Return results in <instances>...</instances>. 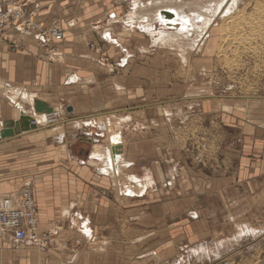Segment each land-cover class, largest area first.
Returning a JSON list of instances; mask_svg holds the SVG:
<instances>
[{"label": "rangeland", "instance_id": "obj_1", "mask_svg": "<svg viewBox=\"0 0 264 264\" xmlns=\"http://www.w3.org/2000/svg\"><path fill=\"white\" fill-rule=\"evenodd\" d=\"M18 1L19 5L26 7L33 21L43 24L46 28L61 27L64 33L68 34L69 41L75 37L73 26L79 25L78 27L84 28L85 35L91 34L95 41H99L91 43L94 48H102L104 52L113 48V60H118L128 52L127 47L123 45V48L116 44L110 47L105 39V30L109 25L108 29H113L117 36L128 27L124 21L112 22L110 18L115 19V15L118 20L122 18L133 8L134 0ZM194 1L196 2L192 0ZM205 1L211 0L203 2ZM142 2L149 8L143 7L140 14H147L150 18L155 9L162 8L151 7V0ZM175 2H178V5L180 3L181 9L184 8L185 11L191 0ZM238 9H242V14L251 19L249 26H244L243 31V24L238 20V23L233 24L235 27L230 33L226 34L228 42H222L218 35V26L220 27L224 22L222 20L227 18H219L214 26L212 41L208 39L202 48L199 47V51L194 50L196 48L187 50L186 56L189 60L187 59L188 64L185 65L180 60V53L151 46L147 35L136 31L126 32L125 37L118 36L120 44L142 40L143 51L150 50L152 54L156 52L164 57L171 56L174 73L178 72L176 79H179L174 80L179 85L176 90L180 91H177L178 96L173 99L177 102L181 100L178 102L181 105L172 111L163 110V116L167 117L165 122L169 137H162L161 144L166 149L162 148L161 154L153 159L156 163L154 166L157 165L160 173L164 174L158 192L165 197L145 203L138 202L140 200H126L117 206V210L112 205L114 210L109 213L114 217L118 215L119 221L108 227L101 226L102 229L97 231L99 236L105 232L104 243H89L82 238L84 236L77 228H48L44 230L52 231L53 235L50 238L51 244L45 251L34 246L26 249L21 246L13 248L15 253L30 252L33 264H39L40 258L41 264H66L63 259H68V256H65L67 252L78 247L79 259L75 260L74 264H264V193L261 192V188H264V175L260 176L257 170V160L253 161L255 164L245 165L243 159L247 155H242L245 140L243 129L237 123L238 116L236 121L227 120V116H220L246 114L247 124H261H255L257 120L254 118L251 120L249 111L258 108L259 102L264 100V0H243ZM13 31L17 33L16 29L9 30L10 33ZM80 34L84 35L83 29ZM243 34L247 38L240 40L244 37ZM20 35L33 41L32 33L23 31ZM131 43L130 46L135 47L134 43ZM9 45L8 42V47ZM91 49L93 50L92 47ZM103 58L108 57L102 56L96 63L110 69L113 62L108 58L111 62V65H108ZM163 59L164 66L171 63V60L166 61L168 58ZM5 82L7 81H0L1 95L7 89ZM166 85L167 82L165 87ZM168 86L171 87V83ZM1 98L5 99L10 108H15V104H9L6 95ZM16 102H21V99ZM24 106L26 109L30 108L32 114V105L26 102ZM71 120L73 119L67 121ZM45 126L43 121L41 129H45ZM101 134L102 132L98 135ZM43 136L44 133L34 138L41 139ZM77 141L71 140L69 150L73 155L85 160L86 151H81L85 146ZM94 145L93 141L90 146ZM255 153L256 151L251 152L249 158L257 159ZM173 157L178 169L175 165L167 163ZM174 169H177L174 174H178L177 178L174 176V179L170 180V172L174 173ZM167 181L173 182L172 190L163 187L164 183L167 186ZM181 184L186 185L182 190L179 188ZM192 211L199 214L198 219H192ZM151 212L154 220L152 217L149 219ZM241 227H250L254 231L250 233L251 231L245 230L246 232L240 235L237 232ZM61 234L64 240L60 238ZM3 238L10 239L14 245L10 236L4 235ZM56 247L58 249L55 251Z\"/></svg>", "mask_w": 264, "mask_h": 264}, {"label": "crops", "instance_id": "obj_2", "mask_svg": "<svg viewBox=\"0 0 264 264\" xmlns=\"http://www.w3.org/2000/svg\"><path fill=\"white\" fill-rule=\"evenodd\" d=\"M140 1L142 0H134V6L131 10H128L119 20L117 15H115V19L111 17V21H125L127 13L141 7ZM162 8L166 9L165 7ZM162 8L157 9L152 16L155 18V28L163 27L158 23V17H156ZM181 8L171 9L177 11L182 20L188 22L185 23L186 32H181L182 34L178 33L179 31L175 32L187 38L193 32L191 25L195 23L197 27L200 26L203 16L199 15L198 12L197 15L185 13L186 10L184 11V8L183 10ZM110 16L114 15L110 14ZM123 23H127L128 27L117 36L113 29H108L109 25H107L106 30L104 29L105 35L111 36V42L116 40L120 45L118 47L123 48L124 46L128 49L125 56L118 60H113V55H111L113 48L105 52L102 48L97 47L92 50L90 46L99 43V41H95L91 34L85 35L84 28L78 27L79 25L73 26L75 37L72 41H69L68 34L64 33V40L57 45L60 55L53 57L48 56L38 48L34 35H32L33 41L20 35L19 27L12 28L16 29L17 33L15 31L10 33L8 30L4 36L0 37V81H7L5 82V88L7 89L2 95L0 94V121L19 119L21 113L18 109L19 103L16 101L21 99L23 102V93L25 92L31 94V105H33V98H41L56 107L71 105L76 109L75 115L69 116V119H73L71 120L73 123H70V125L56 126L48 130H40L39 127L40 133L35 135L38 137L44 133L41 139L34 138L36 137L33 134L34 131L9 140H0V199L4 195L14 194L29 182L34 188L41 228L43 230L48 228L59 229L69 226L71 229L77 228V231L82 233V223L89 219V226L93 232L92 239L86 238L83 233L81 234L84 236L82 238L89 241V243H91L90 241L104 243L106 240L105 232H101L102 235L99 236L97 231L101 226L102 228L104 225L108 227V225H114L119 221L118 215L114 217L109 213L114 210V208H111L112 205L117 210V206L126 200H140L138 202L145 203L165 197L158 192L164 174L160 173V168H157V165L154 166L156 163L153 162V159L161 154L162 148H165L161 144L162 137H167V139L169 137L166 132L167 124L165 120L167 117L163 116V110L169 109L172 111L173 108L181 105L178 103L181 100L177 102L173 99L178 96L177 91L179 92L180 89L176 90L179 85L175 83L174 79H176L178 72L174 73V62L170 59L172 57L166 55L164 57L160 53L156 54V50L153 51L155 52L153 54L149 51V53L143 51L142 40L131 41L132 43H130H134L135 47L130 46V43L120 44L118 36L125 37L126 32L137 31L147 35L139 29H132L129 26L131 25L129 21ZM163 28L167 29L166 27ZM82 29L84 35L80 34ZM147 37L151 46H157L156 44L153 45L151 37L148 35ZM122 41L124 42L123 38ZM8 42L11 45L9 47ZM111 42L107 41L110 47L112 44L114 45ZM170 51L174 52L171 49ZM102 56L108 57L113 62L110 69L103 68L96 63ZM124 58H127L126 64L122 62ZM163 58H168L166 61L171 60V63L164 66ZM72 76L80 78V81L68 83ZM165 82H167L166 87ZM170 83L171 87L168 86ZM10 91L18 92L17 100H13ZM3 95H6L9 104H15V108H10L5 99L1 98ZM28 109L30 110L28 114L34 116L35 112L33 111L31 114V109ZM104 113L108 116L112 115L107 120L113 124L116 123L117 134L124 144L125 152L122 155L125 164L123 162L121 165L128 167L126 173L142 180H145V175H148L155 183L153 189L151 188L153 186L146 185L142 193L134 194L130 193L128 187L122 193L124 189L121 190L116 184L114 171L111 173L105 169L106 166L110 167L107 160L108 156L102 157L101 162L105 161L104 164H101L103 167L97 168L89 164L88 160L93 157L92 153L95 146L99 145V148L106 149L109 145L106 140L108 135L98 123L99 114ZM249 113H251V120L252 118L257 120L255 124L260 122L261 124H257V126L247 124L248 116L246 114H243V116L241 114H220V116H227V120L234 121L238 116L239 121L237 123L243 129L242 134L245 140L242 155H247L243 160L246 163L245 165L255 164L253 161L257 160V170L262 176L264 175V100L259 102L258 108L255 107ZM153 130L157 132H153ZM162 130H165L166 133ZM99 131L104 135L100 144L95 143L94 146H90L87 142L82 141L85 138L97 140L98 134L101 133ZM83 133H86L85 137H82ZM72 134H78L81 138H74ZM73 139L84 144L85 147H82L81 151L82 153L86 151L87 157L85 160L73 155L69 150ZM253 151H256L257 159L249 158L250 153ZM252 155L254 156V154ZM23 157L25 158L22 159ZM167 163L171 166L175 165L174 167L177 168L178 164L176 165L177 162L174 157L172 160H168ZM177 169H174V173L170 172V180L174 179ZM185 186L181 184L179 188L182 190V187ZM163 187H169L168 189L172 190L174 184L172 181H167V186L164 183ZM179 188L178 191H180ZM261 189V192L264 193V188ZM157 193L159 195H156ZM193 214H196L197 217H193ZM149 215L150 220L151 217L152 220L155 219L152 212ZM190 216L192 219H198L199 214L192 211ZM112 234L115 236L114 232ZM62 236L61 234L60 238L64 240ZM9 240L8 238H2L0 241V264H33L30 252L25 251L27 254L24 251L15 253L14 246L11 244L12 241ZM27 247L26 245L22 246L24 249ZM57 249L56 247L54 250ZM79 250L78 247L72 249L69 253L67 252L65 256H68V259H63V262L74 264V261L79 259ZM58 256L62 259L60 254ZM41 261L42 258L39 259V264H41Z\"/></svg>", "mask_w": 264, "mask_h": 264}, {"label": "bare ground", "instance_id": "obj_3", "mask_svg": "<svg viewBox=\"0 0 264 264\" xmlns=\"http://www.w3.org/2000/svg\"><path fill=\"white\" fill-rule=\"evenodd\" d=\"M175 1L176 0H151V2H152L151 7H153V6L154 7H165L166 9H168V8H176V9L181 8L182 5H180V3L178 5L177 4L178 2H175ZM199 1H201V2H197V0H196L197 3L195 1H194L195 2L194 3L191 0L190 4L187 5L188 11L186 10L185 13H193L194 15H197L196 13L198 12V13H200L199 15L203 16L202 17L203 20H202L201 25L198 27H197V25H193V24L191 25L192 30H193V32L191 34L192 37H190V35H189V37L188 36H187V38L185 37L186 39L181 36V34H182L181 32H184V31L186 32L185 26L188 23L187 21L182 20L180 18V16H178V14H177V19H176L177 22L183 23V30L181 32L180 31L178 32V33H181L180 35L178 33H176L175 31H172L170 29H165L163 27L155 28V23H154L155 18L154 17H152L153 18L152 19V18L148 17L147 14H145V15L140 14V12L143 11V9L141 7L149 8L146 5L143 6L144 3H141V1H140L141 7H139V9H133L132 11L127 13V15H126L127 19H125V21L130 22L131 25H129V26H131L132 29H139V30L145 32L149 37H151V39L153 40L152 41L153 45L156 44L157 46H159L161 48L168 49V50L171 49V50L176 51L177 53H180V60L185 65V64H188L187 61L189 60L188 57L186 56L187 50H189V49L192 50L193 48H196L194 50L199 51V47L202 48L203 45L206 44V42H208V39H210V41H212V38L214 37V30H215L214 26H215V23H217V21H219V18L220 19L221 18L222 19H225V18L229 19L228 21H226L227 19L222 20V21H224L223 24H220V27L218 26V29H219L218 35H219V37L222 38V42H228L226 34L230 33L229 31L233 27H235L234 26L235 22H237L239 20V22L241 24H243L242 30L244 31L245 28H243V27L249 26V24H250L249 21L251 20L249 18H248L249 20L247 19L248 15L246 16V14H242V11H243L242 9L241 10L238 9L239 4L243 0H211L209 2H206V1L203 2L204 0H199ZM202 4H203V6H202ZM157 9H161V8H157ZM157 9H155V11ZM145 10H148V9H145ZM149 14H150V11H149ZM178 19H180V20H178ZM229 27H230V29H229ZM236 27H237V24H236ZM167 30H169V31H167ZM210 34H211V37H210ZM231 34H233V32ZM232 37H234V34L232 35ZM245 38H247L246 35H244V37L242 36V38H240V40L245 39ZM231 39H233V38H231ZM220 49H221V46H220ZM23 94H24L23 102H27V103L29 102L30 103L31 102V99H30L31 94L26 93V92ZM10 95L13 98V100H17V98L19 96L17 91H15V92L10 91ZM23 102L22 101L17 102V103H19V106H18L19 112L22 113L23 111L24 112L26 111L25 115L26 114L29 115L28 113H30V110L26 109V107L24 106L25 103H23ZM111 114H113V113H111ZM29 116H31V115H29ZM95 116H96V114H95ZM31 117L35 118L34 116H31ZM45 117H46V121H47L48 115H45ZM110 117H112V115L108 116L106 114H99V116H98V121H99L98 123L102 127L101 129H103V131H105V133L108 135V137H107L108 139H106V140L109 142V145L107 146L106 149L105 148H99L98 147L99 145L95 146L93 149V153H92L93 157H91L88 160L89 164H91L92 166L97 167V168L103 167L101 164H104L105 161L103 159L104 162L103 163L101 162L102 157L108 156L109 158L107 157V160L109 162L110 167L106 166L105 169H107L108 172L110 171L111 173H113V171H114L113 175L116 174V176H114V179H116L115 180L116 184L119 186V188L121 190H122V188L124 189L122 193H124V191L126 189H128V187L130 188V191H131L130 193H134V194L142 193L144 191V187H146V185L149 187L153 186L151 188H154L155 183L151 180V178H149L148 175H145V180H142L141 178H138L136 176H130L129 174L126 173V170L128 167L126 165L125 166L121 165V164H123V162L125 164V160L123 159L124 157L122 155L125 152L124 144H123L121 138L119 137V135L117 134L118 128L116 127L117 126L116 123L114 122V124H113L111 121L107 120V118H110ZM42 118H43V116L38 117L39 120L40 119L42 120ZM68 119L69 118L66 117L63 122L64 123H66V122L70 123V121H67ZM46 121H44V123L46 125L45 129H47V130L49 128L51 129V127L47 126ZM42 122L38 123V129H39V127L41 129ZM61 125L62 124H59L57 126H61ZM0 127H2V125H0ZM55 127H53V128H55ZM1 129L2 128H0V130ZM45 129L42 128L41 130H45ZM120 130H121V128H120ZM30 132L33 133L34 131H30ZM30 132H26V133H30ZM35 132H37V133H35ZM35 132L33 133L34 135L39 134L40 130L35 131ZM117 146H118V148H117ZM118 150H119V153H117ZM245 230H247V232L251 231L250 233H252V231H254V230L250 229V227H249V229H248V227L247 228L241 227L237 233H239L241 235L242 233L246 232ZM3 236L4 235H2V238H3ZM201 248H203V247H201ZM198 252H200V251L198 250ZM200 254H201V252H200ZM222 264H230V263L223 262Z\"/></svg>", "mask_w": 264, "mask_h": 264}, {"label": "built area", "instance_id": "obj_4", "mask_svg": "<svg viewBox=\"0 0 264 264\" xmlns=\"http://www.w3.org/2000/svg\"><path fill=\"white\" fill-rule=\"evenodd\" d=\"M19 3L18 0H0V37L4 36L8 30L19 27L22 29L21 32L26 31L35 36L37 46L41 51L50 57L59 56L57 45L64 40V30L59 26L46 28L43 24L33 21L29 17L26 7ZM91 47L94 48V45ZM102 60L111 65L108 58ZM47 115L48 120L46 121L45 117L44 121L51 128L59 124L70 125L73 123L72 121L70 123L63 122L66 117L69 118L63 107H55L54 113ZM34 117L32 123L38 125L36 115ZM85 135L86 133L82 137ZM72 137L81 138L78 134H72ZM2 235L10 236L14 242L18 241V244L13 242V246L17 248L26 245L45 251L51 244L50 238L53 233L50 230L42 231L34 188L31 183L24 184L14 194L4 195L0 199V241Z\"/></svg>", "mask_w": 264, "mask_h": 264}, {"label": "water", "instance_id": "obj_5", "mask_svg": "<svg viewBox=\"0 0 264 264\" xmlns=\"http://www.w3.org/2000/svg\"><path fill=\"white\" fill-rule=\"evenodd\" d=\"M156 17H158L157 18L158 23L161 26L166 27L167 29H170L172 31H180V32L183 30V23L177 22V20H176L177 19V12L174 9H171V8L162 9L158 12ZM105 39L106 40L108 39L109 42H111V36L105 35ZM112 42L114 44H116L117 46H120L116 40H112ZM124 52H126V50H124ZM126 61H127V58H124L122 60V62L124 64H126ZM192 73L194 74V72H192ZM79 81H80V78H78L76 76H72V77H70L68 83H70V82L77 83ZM16 106H18V105L16 104ZM55 107H56L55 105L53 106L41 98L40 99L34 98L32 109L35 112L36 121L39 123L44 121L45 115L53 114L55 111ZM63 108H64V110L68 116H74L76 113V109L74 107H72L71 105H69V106L64 105ZM40 116H43L42 120L38 119V117H40ZM32 122H33L32 117L27 115V114L25 115L24 111L21 113V116L18 120L11 119V120L0 121V125H2V129L0 130V139L2 141H5V140L12 139L16 136H22L26 132L38 130V125L33 124ZM102 138H104V135L101 134V135H99L97 140H91V139L85 138L82 141L87 142L89 145H93V141L96 144H100L102 141ZM117 148H118V146H117ZM117 153H119V150L117 151ZM193 217H197V215L193 214ZM89 223H90L89 219L83 221L82 233L85 235L86 238L92 239V233L93 232L91 230V227L89 226L90 225ZM87 230L90 232H88ZM15 243L18 244V241H15L14 244Z\"/></svg>", "mask_w": 264, "mask_h": 264}]
</instances>
